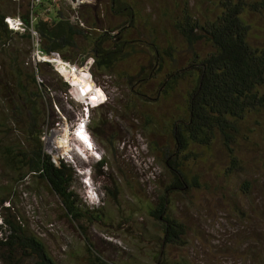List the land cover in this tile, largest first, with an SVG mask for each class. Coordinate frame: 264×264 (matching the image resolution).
<instances>
[{
    "label": "trees",
    "instance_id": "obj_1",
    "mask_svg": "<svg viewBox=\"0 0 264 264\" xmlns=\"http://www.w3.org/2000/svg\"><path fill=\"white\" fill-rule=\"evenodd\" d=\"M71 1L63 0L67 10L56 6L49 14L44 0H0V104L9 109L10 126L28 144L25 152L19 148L12 151L15 143L12 147L0 145V158L18 170L19 179L30 174L41 181L68 222L82 227L84 222L98 221L102 215L98 204H86L73 188V163L60 161L56 165L43 150L45 129L57 124L53 109L58 106L67 115L66 104L74 103L68 98V82L52 63L36 60L33 54H57L77 66L91 60L88 71L99 86H103L99 76H107L110 81L125 78L129 96L114 111L124 121L141 118L139 128L143 132L165 138L163 143L147 139L152 157L165 173L156 204L147 208L158 244L155 263L197 264L182 257L163 259L167 247H179L186 241V227L174 211L176 198L184 200L199 188L200 175L194 167L215 143L226 157L224 174L241 171L236 150L240 125L249 115H264V47L249 42L256 24L253 17H264V0H199L206 4L202 10H193L189 0L176 1L173 10L165 4L160 11L172 32H168L166 45L156 42L153 29L148 42L129 38L134 10L126 0H110L112 11L127 16L126 25L106 28L94 19L96 5L81 2L73 6ZM9 20L15 25L11 26ZM175 40L184 52V65L180 67L174 56L178 52ZM180 80L187 82L184 102L158 128L151 115L139 111L149 105L144 104L149 95L133 90L131 82L141 88L156 81V100L159 93L165 94ZM137 94L142 96L137 98ZM110 96L107 94V98ZM105 101L86 104L85 113L102 107ZM98 120L99 125L94 126L87 120V128L100 139L103 133L95 129L103 128L105 121ZM112 138L109 134L108 143ZM105 159L102 155L95 166L102 167ZM242 186L247 188L248 183ZM103 189L109 193L105 185ZM5 201L10 199L0 197V264H58L33 232L30 221L14 210L12 203L4 206ZM85 252V264H133L107 261L90 243Z\"/></svg>",
    "mask_w": 264,
    "mask_h": 264
},
{
    "label": "rangeland",
    "instance_id": "obj_2",
    "mask_svg": "<svg viewBox=\"0 0 264 264\" xmlns=\"http://www.w3.org/2000/svg\"><path fill=\"white\" fill-rule=\"evenodd\" d=\"M126 1L134 10L133 25L128 29L129 38L139 39L137 43L148 42L149 32L153 29L152 36L158 37L156 42L166 45L171 29L160 8L166 4L173 10L174 3L179 0ZM44 3L49 7V14L56 6L67 10L63 0H44ZM83 3L96 5L94 19L98 25L104 28L114 24L126 25L127 16L112 11L110 0H83ZM189 5L193 10L206 8L205 1L189 0ZM253 18L256 24L251 30L249 42L264 47V17ZM174 47L178 51L174 53L176 66L180 67L184 65V52L176 40ZM61 65L58 63L57 69L68 79L69 72ZM77 65L74 64L76 74L85 72L92 83V100L96 97L106 100L102 107L88 110L87 117L93 126L96 123L99 125L100 118L105 121L103 128L98 126L95 129L96 133L102 132L103 135L100 139L93 137L87 122L91 148L88 145L86 148L87 142L77 136L76 123L85 117L81 108L86 98L70 77L68 98L74 105L66 104L67 115L58 106L53 109L57 124L47 126L42 144L43 150L49 152L53 143L51 140L61 141L64 152L72 159L69 163H73L71 166L75 170L73 188L76 194L86 204H98L101 218L84 222L82 227L68 222L63 218L56 198L41 181L30 174L19 179L18 170L0 158V197L10 199L3 205L12 203L14 210L30 221L33 232L44 241L58 264H85V247L89 243L103 259L110 262L156 264L154 255L157 254L158 244L153 237L154 221L148 216L147 208L156 204L165 173L152 157L147 139L163 143L165 138L143 132L139 128L143 124L141 118L138 117L137 122L124 121L114 111L117 104H124L128 99L125 78L110 81L107 76H99L103 85L99 86L88 68L83 64ZM131 83L133 90L149 95L144 103L149 105L139 111L151 115L158 128L184 102L185 80H180L165 94L159 93L157 101L154 99L156 81L148 82L141 88L136 82ZM107 94L111 96L107 98ZM9 116V109L0 104V145L10 147L15 143L16 147L11 146L12 151L19 148L25 152L28 144L17 129L10 126ZM109 134L113 135L111 143H108ZM237 139L236 150L242 167L239 173L224 174L226 157L216 143L194 167V172L200 175L199 188L191 191L184 200L177 197L178 202L174 206L176 216L186 227L185 244L167 247L163 259L177 260L182 257L197 264H264V115L247 116L240 125ZM102 155L106 157L105 163L98 168L95 163ZM243 182L248 183L247 188L242 186ZM104 185L109 193L104 191Z\"/></svg>",
    "mask_w": 264,
    "mask_h": 264
},
{
    "label": "built area",
    "instance_id": "obj_3",
    "mask_svg": "<svg viewBox=\"0 0 264 264\" xmlns=\"http://www.w3.org/2000/svg\"><path fill=\"white\" fill-rule=\"evenodd\" d=\"M69 1H71V0H69ZM73 2H74V5H77L78 3H81V2H83V0H73V1H71V3H72V5H73ZM73 5V6H74ZM9 23H10V25L11 26H13V25H15V22L14 21H12V20H9ZM33 57H34V59H36V60H42V61H49L50 63H52V65H53V67L58 71V73L68 82V80L70 79V77L72 76V75H74V74H76L77 72H75V67H74V65H72V64H70V63H68L67 61H64V60H62L57 54H51V55H49V56H47V55H43V54H41V53H39V52H35L34 54H33ZM59 61H61V62H59ZM89 61V60H88ZM88 61L84 64V67L85 68H88L89 67V64H88ZM91 61V60H90ZM62 64L61 65V67H63V68H66V70L69 72L68 73V75H70V77H68V79H66L65 78V75H63V74H61L60 72H59V70L57 69V64ZM100 98V97H99ZM101 100V99H100ZM100 100H98V99H96V100H92V98H90V99H87V103H88V105H92V104H95V103H97L98 101H100ZM87 103H85L84 102V106H85V108H86V104ZM85 108L83 107V111H84V114H85V112H86V110H85ZM85 116V115H84ZM85 118V117H84ZM85 124H86V121H84V119L83 118H81V121L80 122H77L76 123V127L77 128H80V127H84L85 126ZM77 133H78V129L77 130H75ZM50 142H53V143H51L50 144V150H49V155H50V157H51V161L54 163V164H56V165H58L59 164V162L60 161H64V162H71L72 161V159H71V157H70V155L69 154H66L65 152H64V150H63V146H62V143H61V141L59 140H51Z\"/></svg>",
    "mask_w": 264,
    "mask_h": 264
},
{
    "label": "bare ground",
    "instance_id": "obj_4",
    "mask_svg": "<svg viewBox=\"0 0 264 264\" xmlns=\"http://www.w3.org/2000/svg\"><path fill=\"white\" fill-rule=\"evenodd\" d=\"M71 79L72 81L75 83L76 87L82 92L84 93V98H86V101L87 99H90V98H93V94L91 93L90 91V87L92 88V83L89 81L88 79V75L84 72L80 73V74H74L71 76ZM88 94V96H87ZM94 99V98H93ZM98 99V97L95 98V100ZM85 101V100H83ZM85 101V103H87ZM88 105V103H87ZM80 139H85V137L81 134V132L78 130V135H77ZM85 141L87 142L86 143V148H87V145L88 147L91 148V145H90V141L85 139Z\"/></svg>",
    "mask_w": 264,
    "mask_h": 264
},
{
    "label": "clouds",
    "instance_id": "obj_5",
    "mask_svg": "<svg viewBox=\"0 0 264 264\" xmlns=\"http://www.w3.org/2000/svg\"><path fill=\"white\" fill-rule=\"evenodd\" d=\"M95 104H96V103H95ZM92 105H94V104H92ZM84 115H85L84 121L87 122L88 114L85 113ZM78 130H79V131L81 132V134L85 137V139H87V140L90 139L89 134H88L87 131H86V124H85L84 127H80V128H78ZM85 139L83 138V140H85ZM89 149H90V147H89Z\"/></svg>",
    "mask_w": 264,
    "mask_h": 264
}]
</instances>
